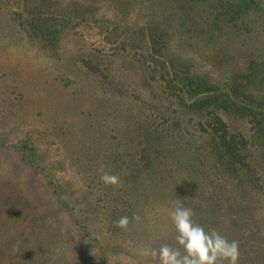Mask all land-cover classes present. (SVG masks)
<instances>
[{
	"label": "trees",
	"instance_id": "trees-1",
	"mask_svg": "<svg viewBox=\"0 0 264 264\" xmlns=\"http://www.w3.org/2000/svg\"><path fill=\"white\" fill-rule=\"evenodd\" d=\"M80 29L98 38L78 55H61L57 85L73 86L81 102L71 101L74 114L86 116L61 122L42 110V95L33 93L39 86L17 78L22 69L14 65L32 49L58 57L63 36ZM0 50V118L35 124L75 170L59 180L41 163L47 157L40 156L35 137L11 148L45 173V187L62 206L54 210L72 225L89 235L86 220L94 219L95 231L105 226L110 240L131 245L120 251L125 264H159L139 250L177 246L169 211L181 199L206 230L239 241L238 264H264V0H0ZM190 52L225 67L224 76L198 66L186 57ZM44 93L47 100L61 97ZM19 105L24 109L15 111ZM6 138L0 134L2 145ZM104 171L118 175L120 184L106 186ZM62 194L72 197L60 200ZM54 213L57 223L34 224L35 237L47 238L29 255L26 235H16L14 247L12 232L0 234V264L5 258L39 264V255L44 264H67L70 257L52 249L61 241V229L49 227L58 224ZM133 215L140 221L126 230L116 226L121 216ZM115 260L108 264L120 263Z\"/></svg>",
	"mask_w": 264,
	"mask_h": 264
},
{
	"label": "rangeland",
	"instance_id": "rangeland-1",
	"mask_svg": "<svg viewBox=\"0 0 264 264\" xmlns=\"http://www.w3.org/2000/svg\"><path fill=\"white\" fill-rule=\"evenodd\" d=\"M55 1L61 2V0ZM141 10L144 9L141 7ZM96 38L98 37L92 33V30L90 31L87 29H80V32L75 34L67 33L63 36L62 40H60L58 57L46 58L32 49L29 50L27 57L21 60L20 64L14 65L17 66L18 69H22V71L18 70L19 72L15 75L17 78H19V76H24L28 81L32 82L30 87L34 85L39 86V88L34 89L35 92L33 93L37 96L42 95V110L52 112L55 119H60L61 117V122H67L69 120H71L72 123L74 121L78 122L79 119L82 120L86 116V114L83 115L81 113L79 116L74 114L76 109L72 108L74 103L70 104L71 101L73 100L77 103L81 102L77 95L72 94L73 86L65 90L63 86L60 85L61 87H59L57 85V81L61 80V55L62 58H64L66 53L67 55H78L81 53L82 49L94 46V39ZM191 54L192 52L187 54L186 57H191L193 61L198 63V66L206 70H213V73L220 75V77L224 76L226 71L225 67L219 68L215 66L207 57L195 60V57ZM0 61L2 62L1 58ZM68 64H72V61L70 60ZM45 74L46 76H44ZM75 74L78 76L79 72L76 71ZM56 75H58V78L55 77ZM10 76L14 78V75ZM6 79L10 81V78ZM39 79L40 85L38 84ZM47 82H49V84ZM89 87L95 89V87H91L90 84ZM45 90H49L50 94L52 90L54 94L61 93V97L47 100L45 98ZM82 93L84 95L85 91L82 90ZM92 98L93 97L89 95L90 102L93 100ZM8 108L9 110L11 109L9 106ZM19 108L24 109V106L19 105L15 111H19ZM26 108L30 109L27 105ZM5 109L8 110L7 107H5ZM79 109L87 110L82 104ZM39 117L40 118H37V120L42 118L41 116ZM19 120L22 119L19 117ZM35 127V124L28 123L23 125L16 123L13 119L4 121L0 118V134H6V139L8 140L6 146L0 143V234L3 236L13 234V236H9L13 241L16 240V235H23V237L26 235L29 240L26 254L29 255V251L34 248L36 243L44 244L45 238H47V236H43L41 239L35 237L33 234L35 230L32 231L34 224L40 223L43 219H46L47 223H57V220L54 221L53 217L50 216L52 212L53 216H55L54 211H56L59 213L57 217L58 224H50L49 227L56 226L53 229H61V241L54 242L52 245L56 246V248L52 247V249H55L58 251L57 253L61 254L65 252L67 257L62 255L66 259L70 257L69 261H64L65 263L108 264V262L116 263L115 259L118 258L119 264H125L123 261H127L126 255H123V252L120 253V251L128 250V248L130 249L131 245L128 247V243L116 244L115 241L110 240L111 233L106 230L105 226L95 231L96 225L99 224H96L94 219L86 220L89 235L84 232L82 226L78 225V223L72 225V221H70L67 214L60 213L61 209L54 210V207L57 205L61 206V203H59L58 200L56 201V198L53 197L48 188L45 187V182L47 181L45 173L41 172L40 168L36 169L29 163L22 161L18 157L17 151L11 148L13 142L18 144L21 139L25 140L28 137H35L38 140L37 144L39 146L40 156L47 157L46 162H40L47 164L48 168H51L52 171L56 173L59 180L64 178L69 179L71 172H74L75 169L68 165L69 160H67V153H64L63 148L56 141L53 142L51 138L48 139L38 134V129ZM60 161L61 166L59 165L57 169L51 166V164H57L60 163ZM71 197L72 196L68 194H62L59 199H67L69 201ZM42 213H44V215L39 216ZM19 241L18 239L14 242V247L18 246ZM11 242L9 245H3L2 255L10 251V246L13 247ZM51 243L52 242H49V244ZM115 250L118 251L117 254ZM23 251H25V249H23ZM98 254L99 256L104 255L105 261H102L100 257L98 258ZM38 258L41 259L39 264H44V261H42L43 255H39ZM5 261L7 264H10V260L7 261L5 258ZM14 261V263L18 262L16 258Z\"/></svg>",
	"mask_w": 264,
	"mask_h": 264
},
{
	"label": "clouds",
	"instance_id": "clouds-1",
	"mask_svg": "<svg viewBox=\"0 0 264 264\" xmlns=\"http://www.w3.org/2000/svg\"><path fill=\"white\" fill-rule=\"evenodd\" d=\"M100 179L106 186L120 184V177L111 172H102ZM171 203L169 215L177 233V246L163 244L153 248L147 245L139 250V255L158 260L159 264H238L239 241H229L214 228L206 230L194 220V210L184 206L181 199ZM140 219L139 215L121 216L116 226L126 230L130 223Z\"/></svg>",
	"mask_w": 264,
	"mask_h": 264
}]
</instances>
